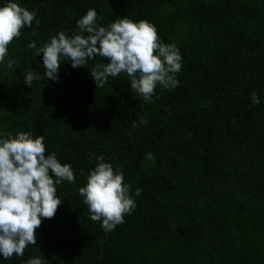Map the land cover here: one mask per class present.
<instances>
[{
	"label": "trees",
	"instance_id": "trees-1",
	"mask_svg": "<svg viewBox=\"0 0 264 264\" xmlns=\"http://www.w3.org/2000/svg\"><path fill=\"white\" fill-rule=\"evenodd\" d=\"M11 2L36 19L0 62V135H42L75 182L57 185L62 203L42 219L37 245L0 264H264V0ZM90 8L99 26L125 16L153 24L180 51L178 86L157 85L145 101L121 73L96 88L90 70L108 62L99 56L75 69L62 58L47 80L29 43L74 35ZM28 71L41 79L27 86ZM99 155L124 173L136 203L111 232L89 219L78 191Z\"/></svg>",
	"mask_w": 264,
	"mask_h": 264
},
{
	"label": "clouds",
	"instance_id": "clouds-1",
	"mask_svg": "<svg viewBox=\"0 0 264 264\" xmlns=\"http://www.w3.org/2000/svg\"><path fill=\"white\" fill-rule=\"evenodd\" d=\"M35 19V11L11 0L0 7V62L8 53V45L21 35L22 29L30 28ZM98 19L102 17L90 8L77 20L74 35L60 31L39 48L35 42L29 43L30 49L43 54L47 80L58 79L62 58L75 69L99 56L108 62L90 70L96 88H102L109 77L121 73L129 77L131 90L145 101L151 100L157 85L168 90L178 86L176 75L182 68L180 51L174 43H163L153 24L147 20L134 22L125 16L104 27L97 24ZM7 66L13 67L11 62ZM40 79L39 75L28 71L24 83L30 86ZM251 102L260 103L255 92ZM139 123L146 121L141 119ZM136 126L134 122L133 127ZM146 159L154 161L155 157L148 153ZM80 171L83 175L84 170ZM62 181L75 182L72 166L62 164L55 153L46 155L42 135L33 136L24 131L0 135V255L3 259L14 255L23 257L29 245H37L36 230L42 219H52L62 203L57 195V185ZM78 191L88 207L89 219L99 222L105 232L123 224L124 216L136 208L131 186L124 182V173L105 162L103 155L96 157L95 167ZM140 193L141 189L137 188L135 195ZM26 264H44V260L32 257Z\"/></svg>",
	"mask_w": 264,
	"mask_h": 264
}]
</instances>
